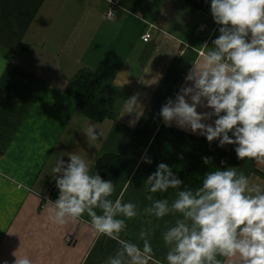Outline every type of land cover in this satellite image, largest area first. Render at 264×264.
Listing matches in <instances>:
<instances>
[{
    "label": "crops",
    "instance_id": "0c3cea01",
    "mask_svg": "<svg viewBox=\"0 0 264 264\" xmlns=\"http://www.w3.org/2000/svg\"><path fill=\"white\" fill-rule=\"evenodd\" d=\"M120 5L108 19V0H0V264H14L16 251L33 264H104L114 254L117 243L96 234L86 214L62 226L49 220V200L59 196L54 168L59 159L68 162L69 153H79L92 173L105 155L122 156L126 168L112 199L133 202L141 212L151 203L143 188L151 163L142 157L150 158V145L165 126L161 108L192 86L185 77L221 26L210 5L201 11L187 0ZM147 31L152 40L145 43ZM83 70L102 78L112 117L98 122L77 113L67 90ZM131 97L141 114L120 116ZM90 126L97 132L92 140L84 132ZM170 127L206 139L175 122ZM235 170L264 188V160L246 159ZM176 195L174 189L170 203ZM174 221L141 215L128 221L122 237L135 242L142 227H151L154 259L148 264H155L167 253L161 233Z\"/></svg>",
    "mask_w": 264,
    "mask_h": 264
},
{
    "label": "clouds",
    "instance_id": "9594fccd",
    "mask_svg": "<svg viewBox=\"0 0 264 264\" xmlns=\"http://www.w3.org/2000/svg\"><path fill=\"white\" fill-rule=\"evenodd\" d=\"M210 11L220 34L193 61L185 77L192 86L169 98L160 116L166 126L175 122L209 143L235 145L238 159L259 162L264 160V0H210ZM198 107L211 111L201 113ZM134 112L141 114L137 98L124 100L120 116ZM213 117L214 123H204ZM84 132L90 140L97 138L95 127ZM68 156V162L59 159L54 168L59 196L49 200V220L62 226L86 214L96 234L118 245L104 264H148L154 259L151 227H142L135 242L122 237L128 221L141 215L175 217L161 233L167 253L155 264H264V188L251 186L235 168L211 170L198 188L181 190L184 181L160 163L144 182L151 203L141 212L133 202L113 200L114 183L92 173L79 153ZM142 159L152 163L146 155ZM203 159L210 164L208 157ZM169 189L177 190L171 203L153 199L152 194ZM13 255L14 264H33L27 255Z\"/></svg>",
    "mask_w": 264,
    "mask_h": 264
},
{
    "label": "trees",
    "instance_id": "16d2710c",
    "mask_svg": "<svg viewBox=\"0 0 264 264\" xmlns=\"http://www.w3.org/2000/svg\"><path fill=\"white\" fill-rule=\"evenodd\" d=\"M198 10L208 9L210 0H187ZM68 93L77 100V113L95 121H103L112 117L106 104L105 86L100 75L81 71L69 84ZM235 147L226 150L215 142L209 143L205 138L177 130L169 126H161L149 148L152 161L150 175L160 163L168 164L173 173L184 181L182 186L195 190L201 185L204 175L216 168L240 167L245 161L238 159ZM204 157L210 164L204 163ZM126 168L122 156L105 155L96 164V172L105 179L116 184ZM174 189L167 193L152 194L157 199H168Z\"/></svg>",
    "mask_w": 264,
    "mask_h": 264
},
{
    "label": "built area",
    "instance_id": "2783aa9c",
    "mask_svg": "<svg viewBox=\"0 0 264 264\" xmlns=\"http://www.w3.org/2000/svg\"><path fill=\"white\" fill-rule=\"evenodd\" d=\"M108 1L110 3L111 9L107 13L106 17L108 19H113L115 17V10L118 9V8H121L120 0H108ZM142 40L145 43L150 42L152 40L151 32L147 31L146 33H144V35L142 36Z\"/></svg>",
    "mask_w": 264,
    "mask_h": 264
}]
</instances>
